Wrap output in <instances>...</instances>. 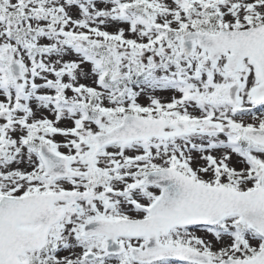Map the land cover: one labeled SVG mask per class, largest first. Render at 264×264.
I'll use <instances>...</instances> for the list:
<instances>
[{"label":"snow or ice","instance_id":"obj_1","mask_svg":"<svg viewBox=\"0 0 264 264\" xmlns=\"http://www.w3.org/2000/svg\"><path fill=\"white\" fill-rule=\"evenodd\" d=\"M0 264H264V0H0Z\"/></svg>","mask_w":264,"mask_h":264}]
</instances>
